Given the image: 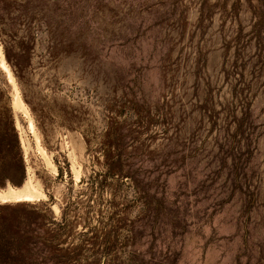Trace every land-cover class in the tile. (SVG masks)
Listing matches in <instances>:
<instances>
[{
    "label": "rangeland",
    "instance_id": "obj_1",
    "mask_svg": "<svg viewBox=\"0 0 264 264\" xmlns=\"http://www.w3.org/2000/svg\"><path fill=\"white\" fill-rule=\"evenodd\" d=\"M9 188L0 264H264V0H0Z\"/></svg>",
    "mask_w": 264,
    "mask_h": 264
},
{
    "label": "bare ground",
    "instance_id": "obj_2",
    "mask_svg": "<svg viewBox=\"0 0 264 264\" xmlns=\"http://www.w3.org/2000/svg\"><path fill=\"white\" fill-rule=\"evenodd\" d=\"M2 66L5 67L4 60H1ZM7 69V68H6ZM8 71V70H7ZM30 127H32V123L29 122ZM9 197H15L18 200H31L33 198V193L29 191H22L19 189L9 188L7 191H0V199L3 201ZM12 199V198H11Z\"/></svg>",
    "mask_w": 264,
    "mask_h": 264
}]
</instances>
